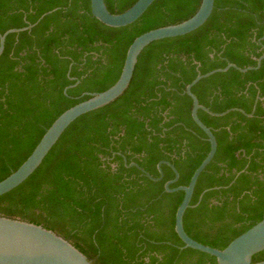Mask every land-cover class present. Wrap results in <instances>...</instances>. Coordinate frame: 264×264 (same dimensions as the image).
<instances>
[{
	"label": "trees",
	"instance_id": "1",
	"mask_svg": "<svg viewBox=\"0 0 264 264\" xmlns=\"http://www.w3.org/2000/svg\"><path fill=\"white\" fill-rule=\"evenodd\" d=\"M137 0H104L121 14ZM201 0H155L132 24L111 28L90 0H0V181L15 172L66 110L119 78L138 36L179 24ZM264 0H214L210 17L183 36L149 44L129 87L77 118L41 165L0 196V216L41 226L93 264H217L183 248L174 231L184 193H167L174 166L187 186L209 152L185 94L197 74L230 68L191 89L200 121L217 148L199 175L183 227L196 242L223 250L264 218ZM264 261V250L252 263Z\"/></svg>",
	"mask_w": 264,
	"mask_h": 264
},
{
	"label": "water",
	"instance_id": "2",
	"mask_svg": "<svg viewBox=\"0 0 264 264\" xmlns=\"http://www.w3.org/2000/svg\"><path fill=\"white\" fill-rule=\"evenodd\" d=\"M154 1L155 0H137L125 12L121 14H111L106 8L104 0H90V10L92 16L102 24L111 28H120L136 21ZM213 7L214 0H201L197 11L189 19L176 25L151 30L134 39L126 52L123 67L117 81L104 92L91 94L89 99L78 103L62 113L46 130L32 153L23 164L7 178L0 181V196L19 186L41 165L42 161L56 144L63 132L77 118L110 104L126 91L131 82L137 59L145 47L155 41L183 36L198 29L210 17ZM29 28L30 26L20 30L12 29L8 30L3 35H0V55L3 52L4 41L8 34ZM263 57L264 54L257 60L256 68L260 65ZM230 68L236 69L242 73L254 69L253 67L241 69L234 64L228 63L222 69H215L205 74H197V76L185 86L184 92L192 101V121L206 135L210 146L209 152L192 174L187 186H180L174 189L169 188L171 183H175L178 180L179 175L174 166L168 162L162 161L158 163V178L151 177L134 163L130 164V166L138 168L152 181H159L162 179V164H166L172 169L174 179L164 185V191L167 193L182 191L184 193L183 199L176 210L174 221V231L180 241L184 244L183 248H190L210 255L216 259L217 264H264V261L252 263V257L264 250V218L246 232L235 238L223 250L211 248L196 242L186 234L183 227V217L185 211L191 207L190 201L197 179L213 159L217 148L216 139L212 131L200 121L198 118V111L203 110L213 116L220 117L234 110L231 109L221 114L211 113L207 108L199 104L191 89L200 80L217 73H225ZM0 264L93 263L73 245L57 234L26 221L0 216Z\"/></svg>",
	"mask_w": 264,
	"mask_h": 264
}]
</instances>
